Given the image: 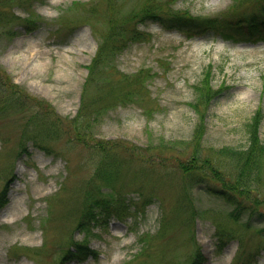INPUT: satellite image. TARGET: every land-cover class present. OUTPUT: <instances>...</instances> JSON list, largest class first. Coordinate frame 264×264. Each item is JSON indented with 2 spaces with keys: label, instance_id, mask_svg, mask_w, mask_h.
I'll return each mask as SVG.
<instances>
[{
  "label": "rangeland",
  "instance_id": "obj_1",
  "mask_svg": "<svg viewBox=\"0 0 264 264\" xmlns=\"http://www.w3.org/2000/svg\"><path fill=\"white\" fill-rule=\"evenodd\" d=\"M112 1L0 0V264H186L197 246L203 264H264V202L235 221L178 167L200 112L201 156L215 167L229 164L211 151L243 146L258 106L264 140V40L187 38L137 14L150 3L162 18L180 9L235 24L261 0ZM120 35L129 40L118 52ZM208 64L212 86L226 87L194 108L193 84ZM98 142L113 145L106 158ZM99 159L108 182L94 174ZM86 191L113 192V201L85 215ZM85 238L94 254L61 260Z\"/></svg>",
  "mask_w": 264,
  "mask_h": 264
},
{
  "label": "trees",
  "instance_id": "obj_2",
  "mask_svg": "<svg viewBox=\"0 0 264 264\" xmlns=\"http://www.w3.org/2000/svg\"><path fill=\"white\" fill-rule=\"evenodd\" d=\"M112 7L113 1L105 0V8L112 9ZM92 8L94 9L95 6L93 5ZM252 13L253 14L251 16H249V14H243V16L239 15L235 24H231L227 17H201L191 14L189 11L180 9H174V11L168 12V14L162 18L160 13L156 11L155 7L151 6L149 3L145 5V7L141 8L137 14L142 17V21L154 20L163 24L167 28H176L187 38H191L195 35L216 34L226 40L234 42H255L258 40H264V0L259 2L258 10ZM135 15L136 14H133L131 19H135ZM133 28L131 30L128 29L129 32H132ZM133 32L134 36L141 33V31ZM119 38L121 39V43L112 47L118 52L126 47L128 43L127 41L129 40L128 38L127 41L125 40L123 42L124 38L121 35ZM101 49L102 46L99 45L97 55H95L91 62L87 65L88 73H91V75L93 74L92 80L95 79L94 74L97 66L100 64V60L98 59L100 57ZM211 67L212 66L208 64L200 79L193 84L195 96L191 104L194 108H197L198 103L207 104L212 97L220 92L221 89L226 87L223 84H220L216 88L212 86ZM108 107L109 103H106L105 108L107 109ZM100 109L101 108H99L98 111H100ZM204 116L203 112L199 113L198 122L193 131L191 153L185 160H180L182 162L178 164V167L181 169L184 176L194 173L195 177H197V181L199 183H204L203 185L205 186L203 189L215 197L220 198L222 201L227 203L228 206H231L230 208L232 209L227 212V216L237 221V219H240V215L243 212H247L248 209L250 211L254 210L258 203L260 204L264 202V140L259 135V124L262 118V110L261 107L258 106L250 120L246 122V142L243 146H222L211 151L225 159L224 163L229 164L226 168L211 165L212 162L208 155L204 157L201 156L200 140L204 131ZM112 147L113 145L108 146L106 142L105 144L101 143V147L98 148V151L102 153L101 155L103 158H106V152H111ZM104 163H106V161L104 162L103 159H99L94 174H99L103 179L107 180L105 182H108V179L112 178L110 177V175H112V171H107V169L104 168ZM207 167H209L208 173L206 169H204ZM203 178L205 179V182L202 181ZM95 190L100 193L98 191V187H96ZM111 193L113 192L106 193L107 196L101 195V197L93 199L92 194L89 191H86L84 196L85 206L82 208L83 211H85V215L95 216V213L93 212V209L95 208H100L103 212L106 211L110 201H113V194ZM260 194L263 197L262 201L259 199ZM4 200L5 192L2 191L0 194V207L3 205ZM187 204L190 205V208L187 209L188 214L192 217L195 215L196 208L193 207L190 202ZM79 225V227L83 230L86 228L83 221H80ZM240 225L242 227L252 226L249 220L246 219L241 220ZM262 233L264 234V231ZM216 234L222 240V232L219 233L217 231ZM71 244L74 246L73 249H64L65 252L63 253L64 255L61 260L67 258L68 256L70 258L84 260L90 254L95 253L94 250L88 246L86 238L80 241L72 240ZM204 260L205 257L200 251V247L197 246L193 252V256H191L190 260L186 264H203Z\"/></svg>",
  "mask_w": 264,
  "mask_h": 264
}]
</instances>
